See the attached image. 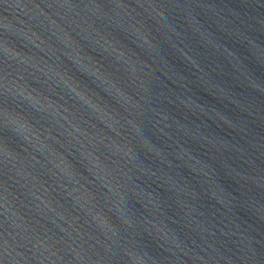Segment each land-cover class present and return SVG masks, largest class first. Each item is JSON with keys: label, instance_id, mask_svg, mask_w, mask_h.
Wrapping results in <instances>:
<instances>
[{"label": "water", "instance_id": "obj_1", "mask_svg": "<svg viewBox=\"0 0 264 264\" xmlns=\"http://www.w3.org/2000/svg\"><path fill=\"white\" fill-rule=\"evenodd\" d=\"M0 264H264V0H0Z\"/></svg>", "mask_w": 264, "mask_h": 264}]
</instances>
